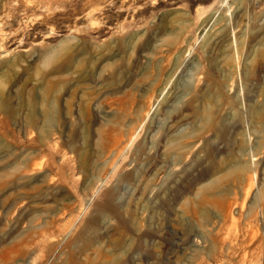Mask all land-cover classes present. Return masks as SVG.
<instances>
[{
	"label": "rangeland",
	"instance_id": "1",
	"mask_svg": "<svg viewBox=\"0 0 264 264\" xmlns=\"http://www.w3.org/2000/svg\"><path fill=\"white\" fill-rule=\"evenodd\" d=\"M223 1L0 0V264H264V0Z\"/></svg>",
	"mask_w": 264,
	"mask_h": 264
},
{
	"label": "bare ground",
	"instance_id": "2",
	"mask_svg": "<svg viewBox=\"0 0 264 264\" xmlns=\"http://www.w3.org/2000/svg\"><path fill=\"white\" fill-rule=\"evenodd\" d=\"M223 2H226V1L224 0ZM216 13H217V12H215V14L212 16V19L216 16ZM202 25H204V23H202ZM160 96H161V95H160Z\"/></svg>",
	"mask_w": 264,
	"mask_h": 264
}]
</instances>
